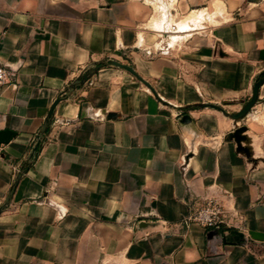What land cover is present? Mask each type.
Instances as JSON below:
<instances>
[{
    "label": "crops",
    "instance_id": "1",
    "mask_svg": "<svg viewBox=\"0 0 264 264\" xmlns=\"http://www.w3.org/2000/svg\"><path fill=\"white\" fill-rule=\"evenodd\" d=\"M0 66V264H264V84L230 118L264 73V0H0ZM215 190L222 238L183 225Z\"/></svg>",
    "mask_w": 264,
    "mask_h": 264
},
{
    "label": "water",
    "instance_id": "2",
    "mask_svg": "<svg viewBox=\"0 0 264 264\" xmlns=\"http://www.w3.org/2000/svg\"><path fill=\"white\" fill-rule=\"evenodd\" d=\"M111 66L116 67V68H120L124 71H126L127 73H129L131 76H133L137 81H139L141 84H143L154 96H156L155 91L153 90V88L145 81L143 80L135 71L131 66L125 65V64H121L119 62H115L112 61L111 62ZM88 79L87 75H84L81 83L86 82ZM264 84V78H260L258 79L253 87H252V92H251V97L248 100V102L243 106V108L235 113L230 115V118L234 121L240 120L243 117H245L250 111L251 109L254 107V105L256 104L257 101V97H258V92H259V88ZM59 103V100H56L50 111H49V118L51 117L53 110L55 109L56 105ZM208 107L218 110V111H222V109L218 106L215 105H208ZM109 117H111V115H109ZM46 122H48V120H46ZM179 124L181 126L184 127H189V126H193V122L190 119V117L188 115H184L182 117L179 118ZM246 131V128L243 126H239L236 129H234L232 132H230L229 134H227V136L225 137V141H233L236 144L237 147V151L244 153L247 157L250 156L249 154V149H248V145H249V140L248 138L243 135V133ZM15 137V133L10 131V130H2L0 131V146L1 145H5L8 144L13 138ZM242 144L244 146H242ZM215 233L218 234L219 237H221V232L220 230H215ZM224 239H230L231 237H236L237 241L242 239V235L240 233L237 232H231L228 236H224ZM222 238V237H221Z\"/></svg>",
    "mask_w": 264,
    "mask_h": 264
},
{
    "label": "built area",
    "instance_id": "3",
    "mask_svg": "<svg viewBox=\"0 0 264 264\" xmlns=\"http://www.w3.org/2000/svg\"><path fill=\"white\" fill-rule=\"evenodd\" d=\"M10 74L7 70L0 66V89L7 84ZM220 196H227L226 193H221L218 190L212 191L198 198L196 206L191 210L183 225L188 227L196 225L203 229L220 230V227L225 224L226 210L222 205Z\"/></svg>",
    "mask_w": 264,
    "mask_h": 264
},
{
    "label": "trees",
    "instance_id": "4",
    "mask_svg": "<svg viewBox=\"0 0 264 264\" xmlns=\"http://www.w3.org/2000/svg\"><path fill=\"white\" fill-rule=\"evenodd\" d=\"M105 65H106L105 63L93 64V67L92 68L86 69L84 71V73L80 75V77L74 83V86H79L80 84H82L81 83V80H82V78H83L84 75H87L88 76V79H87V81H88L99 69H101ZM108 65H111V63L109 62ZM260 78H264V73H262L258 77V79H260ZM48 131H49V127L46 125L45 128H44V130L41 133L42 134V137H40V138L37 139L35 145L32 148L33 153H32L31 158L22 166V170H21L22 173L30 168V165H31V163H32V161L34 159L35 154L40 150V147H41V145H42V143L44 141L43 140V136H45L48 133Z\"/></svg>",
    "mask_w": 264,
    "mask_h": 264
},
{
    "label": "rangeland",
    "instance_id": "5",
    "mask_svg": "<svg viewBox=\"0 0 264 264\" xmlns=\"http://www.w3.org/2000/svg\"><path fill=\"white\" fill-rule=\"evenodd\" d=\"M199 17H196V19L194 20V23H195V25H194V27H197V28H199L201 25H200V22L202 21V20H204V15H202V17H200V19H198ZM198 19V20H197ZM171 20H173L174 21V19H171ZM182 19H180V21H181ZM197 20V21H196ZM180 21H178V22H180ZM196 21V22H195ZM187 22H188V20L187 21H183V22H181V23H177L175 26H176V29H173L172 27H170L171 25L170 24H168L167 26H168V28H166L165 29V32H166V34L164 35V39L166 40V41H168V37H170V40L171 41H169L171 44H173L176 40H179V39H181V38H183V36H181V34H178V33H180L181 32V30H183L182 32H184V31H186V30H188L189 29V26H187L186 24H187ZM210 24H216V22H210ZM187 27H186V26ZM181 27V26H184L186 29H184V27H181V28H178V27ZM155 29H160V27H158V26H155L154 27ZM162 29V28H161ZM181 29V30H180ZM111 66V65H110Z\"/></svg>",
    "mask_w": 264,
    "mask_h": 264
},
{
    "label": "bare ground",
    "instance_id": "6",
    "mask_svg": "<svg viewBox=\"0 0 264 264\" xmlns=\"http://www.w3.org/2000/svg\"><path fill=\"white\" fill-rule=\"evenodd\" d=\"M197 16L200 17V15H197ZM195 17H196V16H195ZM195 17H194V19H196ZM189 19H190V18H189ZM198 19H199V18H198ZM184 22H185V21H184ZM195 22H196V21H195ZM178 24H179V23H178ZM178 24H177V25H178ZM185 26H186V25H185ZM177 27H178V26H177ZM181 27H184V26H181ZM181 27H178V28H181ZM186 27H187V26H186ZM184 29H186V28L184 27ZM180 30H181V29H180ZM182 31H183V30H181V32H182Z\"/></svg>",
    "mask_w": 264,
    "mask_h": 264
}]
</instances>
